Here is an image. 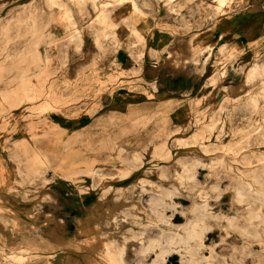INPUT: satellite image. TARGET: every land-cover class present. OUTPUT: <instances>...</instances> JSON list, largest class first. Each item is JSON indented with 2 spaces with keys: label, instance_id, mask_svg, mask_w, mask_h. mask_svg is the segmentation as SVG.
Returning <instances> with one entry per match:
<instances>
[{
  "label": "rangeland",
  "instance_id": "374dc122",
  "mask_svg": "<svg viewBox=\"0 0 264 264\" xmlns=\"http://www.w3.org/2000/svg\"><path fill=\"white\" fill-rule=\"evenodd\" d=\"M249 5L0 0V130L13 109L27 129L15 134L10 161H0L25 204L16 216L19 240L0 247V264H28L29 255L58 249L68 253L59 243L75 234L69 217L81 226L84 212H69L77 198L53 194L52 175L95 191L85 219L98 226L77 236L92 243L108 238L100 246L80 240L83 253L96 255L95 264H163L169 254L174 264H264V4L258 37L251 33L258 21ZM155 40L157 52L150 47ZM147 48L150 58L141 59ZM185 63L186 72L196 73L209 65L202 74L206 94L189 101L184 127L166 121L175 104L150 101L130 106L124 116L101 114L110 98L121 107L126 95L150 99L141 88L148 74L160 75L167 66L178 71ZM49 113L63 120L71 115L79 126L91 122L71 134L42 137L38 127ZM146 126L155 129L145 136H153L154 161H141V153L120 144ZM71 145L115 161H63ZM86 176L89 182L81 180ZM125 179L134 192L118 186ZM109 183L115 188L105 187Z\"/></svg>",
  "mask_w": 264,
  "mask_h": 264
},
{
  "label": "crops",
  "instance_id": "0c3cea01",
  "mask_svg": "<svg viewBox=\"0 0 264 264\" xmlns=\"http://www.w3.org/2000/svg\"><path fill=\"white\" fill-rule=\"evenodd\" d=\"M247 2H250V7L247 9V12L249 14H252L257 21L258 24L251 29V33L258 37V34L260 30L263 27L262 24V16L260 15V12L258 13L259 5L264 4V0H246ZM264 9V7H263ZM262 9V10H263ZM247 13V14H248ZM264 16V13L262 14ZM216 35V34H215ZM217 37V36H216ZM156 49V52L159 48L158 43L155 41L152 42V46ZM171 49H176L179 47L171 46ZM168 48L167 51L170 49ZM147 49H143L141 59H144V56H146L148 59L150 56L147 53ZM161 54H164L165 51H161ZM214 53V52H212ZM211 53V54H212ZM128 56V55H127ZM127 56L125 60L123 61V64L127 62ZM202 57V56H201ZM140 59V60H141ZM211 59V56H210ZM209 59V60H210ZM144 61H142L141 68H144ZM186 62V61H185ZM234 61L232 62V64ZM187 63H185L184 67L181 70H172L167 65V68L165 70H162V74H157L156 72H150L148 74V80L146 82H143L141 84V88L151 96L150 99L146 98V95L143 93H139L136 95H126L128 99H125V102L123 101V106L115 104V100H112V98L109 99L107 104H104L101 114L103 112H110V113H116L120 116L126 115L127 109L130 108V106H136L140 107L141 104L149 103L150 101H154L153 103H157L162 105V107H170L168 105H174L171 106V110L167 114V122L171 125L170 127H184L190 118V111H189V101H193L198 97L199 95L206 94V86L205 81L206 79H202V74L204 73L206 66L209 64H205V66L202 68L201 73H196L193 71L186 72L185 70L189 67L186 66ZM232 66V65H231ZM154 69V66H151ZM190 70V69H188ZM226 73L229 70L228 65H226ZM225 78V77H224ZM197 83V84H196ZM181 84V85H179ZM196 84V85H195ZM197 87V89L194 88ZM192 91H195V94H192ZM204 93V94H202ZM119 97V96H117ZM202 97V96H201ZM117 99V98H115ZM117 108H115V107ZM129 106V107H128ZM12 116L8 118V122L5 124L4 129L0 130V161H10L8 158L7 151L12 149V144L15 142V134L22 133L23 131H26L25 135L27 134V129H25L23 126L19 127L17 124V115H15L18 112V109H13ZM15 118V119H14ZM63 118L62 115L57 113H49L46 115V118L44 120V123L38 127V134L42 137H45L47 135H59L62 131L64 133H74L77 132L80 129H84L85 127H88V124L91 122L89 119H84L85 124L82 126H79L77 122H75L78 119H74L70 115V117H67V120L61 119ZM47 119V120H46ZM16 120V121H15ZM46 122H49L48 125H46ZM79 123V122H78ZM77 124V125H76ZM18 125V126H17ZM19 128V129H17ZM155 133V129L153 126H146L144 129H137L135 130L132 135H130L125 141L122 139V147L126 149V151H131L135 153H141V161H154L153 159H150V154L152 152L153 147L155 146L153 136L145 137L147 135H153ZM24 135V138L26 137ZM59 147L57 146V149ZM55 149V147H54ZM145 150L143 153L142 150ZM3 150H6V156H3ZM103 154V157L101 160L99 158H95L94 152H88V151H82L81 147L71 145L69 147V150L66 152V154L63 157V161H115L113 157L105 156V153ZM4 157V158H3ZM89 165V164H87ZM143 166H147L144 164ZM142 168H140L141 170ZM19 172V171H18ZM17 172V173H18ZM20 173V172H19ZM0 175L2 180L5 181L3 184L0 185V247H10L15 246V243H17V240H19L16 237H19L20 234L16 233V227L17 229L20 225L19 218L21 214L23 213V206L25 205L22 200V194L21 190H16L19 188V186L12 185V180L8 179V170H2L0 171ZM147 174H145L146 176ZM148 176V175H147ZM82 181L89 182V177H83L81 179ZM127 179L122 181H116L118 186L125 192L129 191V185H128ZM77 182V180H76ZM50 189H53V194L55 196L64 197L67 199H75L77 198L73 203L75 204L74 209H70L69 212H74L75 214H78V212L83 211L84 215H81L82 219L84 220L83 224L81 226H78L79 219L75 216L72 218V216L69 217L70 221L69 224H71V233H75L73 237H70L69 240L65 243H59V246H67L69 247L68 253L62 251V249H58L53 254H31L29 255L30 261L28 264H95L98 262V259L95 254H91L88 251L83 253V245L85 243H80V240H87L84 238L78 239V231L80 230H87L89 231L91 228H94L92 226L97 224H94L93 222L86 221L85 214H87V211H90L92 208V197L94 196V192L91 189H88V186H79L77 183H72L70 180L65 179L63 177H59L57 175H52L50 180ZM105 187H112L115 188L114 184H110ZM117 187V186H116ZM13 188V189H10ZM16 190V192L14 191ZM82 189H85L82 191ZM131 189V188H130ZM135 190V188L131 189ZM51 192V191H50ZM148 194V193H147ZM145 194L142 197L147 196ZM96 199V198H95ZM146 200V199H145ZM22 205V206H21ZM109 207V206H108ZM12 216H10V215ZM17 216V217H16ZM104 225L106 223L102 224V228L105 229ZM105 232V230H103ZM18 234V235H17ZM151 238V237H149ZM106 239V240H105ZM88 244L90 246H100L101 242H108V238H101L98 239L97 237L94 238V242L87 240ZM131 243H127V245H130ZM44 246V245H43ZM81 247V249H79ZM95 249H93L92 252H94ZM7 255V254H5ZM176 261V258L174 256L167 255L163 261V264H174Z\"/></svg>",
  "mask_w": 264,
  "mask_h": 264
},
{
  "label": "bare ground",
  "instance_id": "6f19581e",
  "mask_svg": "<svg viewBox=\"0 0 264 264\" xmlns=\"http://www.w3.org/2000/svg\"><path fill=\"white\" fill-rule=\"evenodd\" d=\"M133 8V7H132Z\"/></svg>",
  "mask_w": 264,
  "mask_h": 264
}]
</instances>
